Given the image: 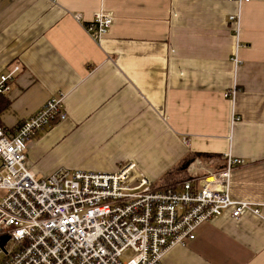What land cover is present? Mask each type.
Instances as JSON below:
<instances>
[{"label": "crops", "instance_id": "0c3cea01", "mask_svg": "<svg viewBox=\"0 0 264 264\" xmlns=\"http://www.w3.org/2000/svg\"><path fill=\"white\" fill-rule=\"evenodd\" d=\"M98 13L114 17L101 43L85 29ZM17 65L3 129L65 94L67 119L27 144L39 178L133 162L158 183L195 155L190 179L231 154V197L261 215L204 224L165 264H264V0H0V75Z\"/></svg>", "mask_w": 264, "mask_h": 264}, {"label": "built area", "instance_id": "2783aa9c", "mask_svg": "<svg viewBox=\"0 0 264 264\" xmlns=\"http://www.w3.org/2000/svg\"><path fill=\"white\" fill-rule=\"evenodd\" d=\"M113 25L111 14L98 13L85 29L101 43ZM20 73L17 65L0 75V96ZM67 117L60 93L13 131L0 126V264H165L204 224L261 215L262 205L231 197L232 173L241 164L231 154L220 171L196 160L190 179L163 190L133 162L114 173L60 169L39 178L28 167V141ZM129 251L134 256L124 261Z\"/></svg>", "mask_w": 264, "mask_h": 264}, {"label": "trees", "instance_id": "16d2710c", "mask_svg": "<svg viewBox=\"0 0 264 264\" xmlns=\"http://www.w3.org/2000/svg\"><path fill=\"white\" fill-rule=\"evenodd\" d=\"M195 155H191L188 158H186L182 163H180L175 169L170 171L168 175H166L164 178H162L158 182L157 188L160 190L171 188V187H176L183 183L184 181L189 178L187 174V168L188 165L191 164L193 159H195ZM204 159H211L215 157H210V156H205L203 157ZM218 158V157H216Z\"/></svg>", "mask_w": 264, "mask_h": 264}, {"label": "rangeland", "instance_id": "374dc122", "mask_svg": "<svg viewBox=\"0 0 264 264\" xmlns=\"http://www.w3.org/2000/svg\"><path fill=\"white\" fill-rule=\"evenodd\" d=\"M63 168H65V167H63ZM187 179H188V178H187ZM0 193L2 194L3 192L0 191ZM133 256H134V253L131 252V251H129V252H127V253L123 256L122 259H123L124 261H126V260L131 259Z\"/></svg>", "mask_w": 264, "mask_h": 264}]
</instances>
